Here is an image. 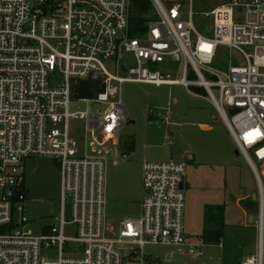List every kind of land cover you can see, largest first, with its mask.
<instances>
[{"label": "built area", "instance_id": "obj_1", "mask_svg": "<svg viewBox=\"0 0 264 264\" xmlns=\"http://www.w3.org/2000/svg\"><path fill=\"white\" fill-rule=\"evenodd\" d=\"M168 1L166 9L161 0H0V264H153L147 244L203 256L184 230L185 163L145 162L141 216L117 230L106 222V162L128 158L119 143L127 82L205 89L255 175L262 228L264 0L216 6L206 13L211 36L195 28L192 0L189 10ZM238 7L244 13L236 17ZM134 13L145 24L132 36ZM221 45L229 49L223 69L214 66ZM91 82L99 91L83 97ZM80 102L97 108L71 112ZM71 118L87 123L84 145L70 133ZM33 157L53 158L61 177L60 215L39 236L23 231L30 221L26 160ZM241 264H262L261 253Z\"/></svg>", "mask_w": 264, "mask_h": 264}, {"label": "rangeland", "instance_id": "obj_2", "mask_svg": "<svg viewBox=\"0 0 264 264\" xmlns=\"http://www.w3.org/2000/svg\"><path fill=\"white\" fill-rule=\"evenodd\" d=\"M226 1L192 0L193 22L198 32L212 35L213 19L206 13ZM161 2L166 9L172 5L168 0ZM182 2L185 10H189V1ZM235 12L238 17L244 10L238 7ZM228 56L229 49L219 46L214 66L223 69L228 64ZM106 66L114 72L109 64ZM173 69L172 66L170 70ZM213 92L217 95L216 89ZM122 100L127 120L119 143L128 159L120 158L117 164L106 162L104 212L107 224L117 228L121 220L141 216L144 190L140 170L145 162L174 160L186 164L185 178L189 188L185 185L184 230L195 242L202 244L203 256L181 255L175 252V247L162 244L145 245V255L153 264H241L248 257L261 253L264 264V220L259 228L260 204L257 197L252 199L254 194L259 196V186L245 157L236 154L238 148L234 138L208 94H197L193 87L187 90L182 85L157 87L127 82L122 86ZM96 108L95 104L86 102L70 106L71 112H94ZM158 113L162 116L158 117ZM86 125L83 119L69 121L71 135L82 145L89 139ZM96 136L100 139L101 133ZM131 142L134 143L132 149L127 147ZM257 167L264 191V165L257 163ZM25 173L28 196L23 205L30 221L23 231L27 236H39L44 227L55 223L61 212L60 172L53 158L33 157L26 160ZM109 184L115 187L112 195L108 193ZM241 197L248 198L252 204V208L246 210L248 218L238 215L236 201ZM207 202L225 205L235 223L233 233L225 239L224 248L204 244L199 239ZM250 216L254 218L253 223L249 221ZM66 234L71 235V229L67 228ZM43 254L55 256L50 252ZM169 254L171 258L168 259Z\"/></svg>", "mask_w": 264, "mask_h": 264}, {"label": "trees", "instance_id": "obj_3", "mask_svg": "<svg viewBox=\"0 0 264 264\" xmlns=\"http://www.w3.org/2000/svg\"><path fill=\"white\" fill-rule=\"evenodd\" d=\"M144 18L134 13L131 17V35L135 36L136 32L140 30L141 26L145 24ZM84 85L83 97H92L97 94L99 88L95 82L87 83ZM88 88V89H87ZM193 92L197 94L207 95L205 89L202 87H193ZM134 143L131 142L127 147L133 148ZM225 210L226 206L223 204L213 205L207 204L204 207V228L200 240L204 244L220 245L223 241L226 232L225 223Z\"/></svg>", "mask_w": 264, "mask_h": 264}, {"label": "crops", "instance_id": "obj_4", "mask_svg": "<svg viewBox=\"0 0 264 264\" xmlns=\"http://www.w3.org/2000/svg\"><path fill=\"white\" fill-rule=\"evenodd\" d=\"M119 159L120 158H118L116 161H114V160H110V161H113L115 164H117L118 162H119ZM121 159H123V158H121ZM128 159V158H127ZM127 159H124V161L125 160H127ZM142 174H143V165H142V167H141V170H140V178H141V181H142ZM109 183V182H108ZM185 185H186V187L187 188H189V185H188V183H186V178H185ZM114 191H115V187H113L111 184H109V186H108V193H110L111 195L114 193ZM246 202H248L247 204H246ZM245 203V206H243V204ZM206 204H213V205H219L218 203H216V204H214V203H212V202H210V203H205L204 204V207L206 206ZM247 208H252L251 207V203H249V201H248V198H244V197H241V198H238L237 199V201H236V209H237V212H238V215H240V216H245V218H248L249 216L247 215ZM258 216H259V212H258ZM139 218V217H138ZM128 219V218H127ZM132 219H135V218H132ZM125 220V219H124ZM124 220H121L120 221V223H119V225H118V227L116 228V227H114L113 225H111V224H108L109 226H112V227H114L116 230L121 226V224H122V222L124 221ZM253 221H254V218H253ZM253 221L251 222V223H253ZM202 222H203V228H204V209H203V213H202ZM235 222V221H234ZM225 223H226V232H225V235H224V238H223V241H222V243L220 244L221 246H223V248L225 247V239L230 235V234H232L233 233V231H234V229H235V223H233V220L230 218V212L228 213V211L227 210H225ZM237 224V223H236ZM188 235V234H187ZM188 236H190V235H188ZM190 237H192V236H190ZM193 238V237H192ZM199 238V237H198ZM200 239V238H199ZM201 241V240H200ZM207 245H211V244H207ZM175 249V248H174ZM175 252H176V250H175ZM169 258H171V254H169L168 255V259Z\"/></svg>", "mask_w": 264, "mask_h": 264}, {"label": "water", "instance_id": "obj_5", "mask_svg": "<svg viewBox=\"0 0 264 264\" xmlns=\"http://www.w3.org/2000/svg\"><path fill=\"white\" fill-rule=\"evenodd\" d=\"M233 64H234V65H237V63H236L235 60L233 61ZM237 111H238L237 108H230V112H231V113H236ZM127 123H130V121H127ZM235 152H236V154H239V151H238V150H236ZM180 188H181V189L184 188V181L181 183ZM252 199H253V200H256V195H255V194L252 196ZM251 207H252V204H251ZM249 221H250V222L253 221V216H250Z\"/></svg>", "mask_w": 264, "mask_h": 264}]
</instances>
